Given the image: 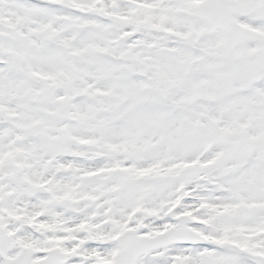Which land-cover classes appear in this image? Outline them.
<instances>
[{"label":"snow or ice","instance_id":"1","mask_svg":"<svg viewBox=\"0 0 264 264\" xmlns=\"http://www.w3.org/2000/svg\"><path fill=\"white\" fill-rule=\"evenodd\" d=\"M0 264H264V0H0Z\"/></svg>","mask_w":264,"mask_h":264}]
</instances>
